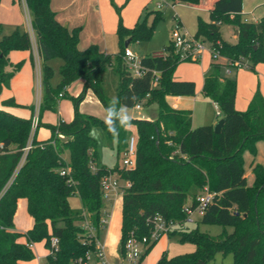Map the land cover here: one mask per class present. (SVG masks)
Returning a JSON list of instances; mask_svg holds the SVG:
<instances>
[{"label": "trees", "instance_id": "16d2710c", "mask_svg": "<svg viewBox=\"0 0 264 264\" xmlns=\"http://www.w3.org/2000/svg\"><path fill=\"white\" fill-rule=\"evenodd\" d=\"M168 1L172 5L196 7L202 0ZM24 2L42 62L43 94L39 113L54 111L59 94L63 96L75 81L82 80L83 86L77 97H71L73 119L45 125L50 131L46 140H37L35 133L30 140L31 118H19L0 109V264L32 260L34 255L29 245L44 242L48 249L50 238H56L58 243L57 250L48 254L47 264H72L87 253H94V238L103 232L100 222L104 200L100 181L107 174L117 176L123 185L129 183L122 194L117 247L120 259L130 234L138 237L149 234L150 216L181 222L185 217L182 207L189 202L195 204L205 189L214 196L203 216L192 228L174 229L167 234L178 236L181 243L193 244L194 251L171 258L163 253L156 264H214L218 255L230 256L231 264H264V168L261 165L252 168L251 186L243 170V153L255 155L256 143L264 142V98L256 90L246 110L237 111L236 81L223 73L225 68H238L236 63L244 64L252 72L257 65H264V17L257 22L245 21L242 0H214L209 21L198 22L194 38L207 41L211 54L225 59L224 64L211 61L202 76V93L217 106L223 120L216 134L212 125L193 128L191 111L174 109L166 101L167 97L195 95L193 81L174 80L173 74L180 63L198 61H180L170 41L162 53L139 57L140 65L146 70L142 77L132 76L125 64V41L150 40L155 25L163 19L161 10H146L131 28H126L119 17L115 31L119 50L111 55L96 45L79 50L80 28L69 30L61 25L50 8V0ZM223 24L235 26V43L222 39ZM31 47L26 32L2 35L0 23V93L9 88L11 79L23 65V62L11 63L9 54L31 51ZM55 58L61 59L62 64L60 82L53 88L52 70L46 63ZM108 68L118 77L116 118L120 117L121 107H156V114L150 120H132L135 156L130 169L99 166L96 141L89 133L92 126L102 127L107 140L115 141L117 155L122 156L131 136L129 131L117 125L118 131L112 133L103 120L78 111L88 90L105 109L108 107L110 101L102 80ZM155 72L157 84L152 86ZM0 105L19 107L13 98ZM28 145L29 150L24 152ZM90 163L95 171L91 170ZM73 195L80 201L77 210L69 205ZM19 199L26 200L27 213L33 220L25 233L15 231L13 226ZM85 222L93 227L94 237H89L84 230ZM200 224L218 225L223 230L211 236L198 230ZM21 238L25 243L19 242ZM156 242L147 248L140 262Z\"/></svg>", "mask_w": 264, "mask_h": 264}, {"label": "crops", "instance_id": "0c3cea01", "mask_svg": "<svg viewBox=\"0 0 264 264\" xmlns=\"http://www.w3.org/2000/svg\"><path fill=\"white\" fill-rule=\"evenodd\" d=\"M152 1L153 0H50V8L55 13L56 20L64 27H66L69 30L73 28H80L78 45H77L79 50H84L90 45H96L101 51L104 52V49L105 50H110V48L112 49L113 47L112 44L117 39L115 31L119 17L121 18L122 24L126 28H131L135 25L139 17L143 16L146 10L147 11L151 10L150 6L152 4ZM213 2L214 0H202L201 3L194 8L210 11ZM157 4H161V3H157ZM24 7H25V11L28 14L27 7L26 6ZM116 9H119V13H117ZM156 10L159 9L156 8ZM241 13L243 20L248 22H257L260 18L264 17V0H242ZM1 20L2 19H0V23L2 24ZM10 24L16 25V23L14 22H11ZM231 36L233 41L229 42L226 41L225 39L223 40L231 44L235 43L237 40L236 28L233 29ZM31 46H32L31 51H12L9 54V59L11 63L16 64L18 62H23V65L21 69L11 79L9 88L3 89L1 91L0 95L2 96L0 98V104L4 100L13 98L15 103L19 105V107H1L0 105V109L19 118L32 119L36 108L33 107L31 104L33 97V88L36 86V88L38 89V98H39L38 122L41 124V127L37 128L35 135L37 140H46L50 137V131L45 127V125H56L58 124L59 121L70 122L73 119L74 110L72 103L61 100L67 96L77 97L82 90L83 81L77 80L66 88L65 93H63V96L58 98L56 104L57 111L55 114L47 111H44L40 114L39 106L43 94V90L41 86L42 62L38 55L35 36L34 38H31ZM154 54H159V53H154ZM215 62L224 64L225 59L219 58L215 60ZM208 66L203 71V73L207 70ZM237 69L238 68H236V70ZM229 72H230L229 69L225 68L223 73L225 75V73L229 74ZM254 73L257 75L259 80V85L257 89H255V86L252 85L250 88H248L247 92L242 96V95H238L237 84H236L235 109L237 111L243 112L246 110L248 103L250 102L256 90H258L264 98V65L262 64L257 65L255 67ZM103 75L105 76V72L103 73ZM103 75H102V80L104 87L105 79ZM202 80L203 77L201 78V92H202ZM185 81H192V80H185ZM168 99L173 100V104H169ZM185 99L187 98L167 97L166 101L168 105L174 109L190 111L186 109V107H180L182 101H185ZM87 101H90L95 106H97L98 110L97 111H93V109L85 110L83 106H85V103ZM23 106L24 107L30 106V107L28 109L26 108L24 109L22 108ZM32 107L33 109H31ZM101 107L104 109V113H105L106 109L98 101V99L93 94V92L91 90H88L85 93L84 99L81 101V103L78 106V111L81 114L92 115L100 120H103L104 113ZM134 108L137 109L136 107ZM191 119H192V113H191ZM138 120L148 121L150 119L140 116ZM126 129L129 131L131 136L134 135L135 137L134 126ZM38 131H40V135L37 136ZM255 165H261L264 168L263 141H259L256 143L255 155H251L248 151H245L243 153V170L247 183H249L248 175L250 173L252 174V168ZM113 176L117 178V176L115 175ZM119 184L120 187L123 185L121 184V182H119ZM101 219L107 221V226L104 229V231L100 234L99 241L104 246L106 259L111 263H117L120 261L117 247L120 239V229H121V220H122V195L116 196L114 194H111L109 201L104 200L103 208L101 210ZM32 225H33V220L28 215L26 210V200L19 199L17 202V210L13 217L14 229L19 233H25L32 227ZM19 242L25 243V239L21 238L19 239ZM31 251L34 255L33 259L27 262H21V264H47L46 259L49 253H48V249L44 245V242L32 244ZM168 251L169 248L167 245V239L165 238L162 239L161 237L149 250V252L143 258L140 264H156L157 260L161 257L163 253H165L167 256Z\"/></svg>", "mask_w": 264, "mask_h": 264}, {"label": "rangeland", "instance_id": "374dc122", "mask_svg": "<svg viewBox=\"0 0 264 264\" xmlns=\"http://www.w3.org/2000/svg\"><path fill=\"white\" fill-rule=\"evenodd\" d=\"M161 3L162 8L161 12L163 14V19L160 20L154 27V32L150 40L142 41V42H131L127 46V50H129L135 57H143L146 55H151L154 53H162L164 48L169 44L171 37V30L174 28L176 22L179 25V31L185 33L189 38H193L196 35L198 22H208L210 17V12L207 10H202L190 6H186L183 4H175L171 5L170 1H165L166 6H164L161 0H153L150 6L151 10H156V4ZM23 0H0V19H2V35H9L14 31H19L20 33L26 32L31 39L34 38V34L31 33L29 25H28V17L30 19V14L25 11V5ZM13 15V16H12ZM12 16V17H11ZM152 17L148 18V23L151 22ZM11 22L16 23V25L10 24ZM235 26L229 24H223L220 27V34L222 39L226 41H233L231 33ZM33 34V36H32ZM113 47L110 50H105L107 54H117L119 45L118 40L112 44ZM205 51L203 52L201 58L198 62H183L180 63L175 70L173 77L176 80H192L196 85L195 95L193 97H185V101H182L180 107H186V109L190 110L192 113V127H197L200 125H212L215 126L220 121V116L216 114V107L212 103L211 99L205 96L201 92V78L202 73L208 66V64L214 59L210 55L209 51V43L207 41L204 42ZM62 61L59 58L52 59L46 63L52 70V77L50 79L51 87H56V84L60 82L59 76V67L61 66ZM241 69V70H240ZM238 68L229 69V74L225 75L236 81L237 84V93L238 95H244L248 88L252 85L257 89L259 85V80L257 75L247 70L246 68ZM104 76V75H103ZM105 95L109 99V101L116 97V89L118 85V77L114 73L112 68H108L105 71ZM37 90V91H36ZM2 95H0L1 98ZM38 89L36 86L33 88V97H32V106L35 107V111H38ZM61 101L72 103L71 97L67 96L63 98ZM169 104H173V100L168 99ZM30 105V106H31ZM30 106H23L22 108L28 109ZM85 110L93 109V111H97L98 108L92 102L87 101L85 106H83ZM102 108V107H101ZM112 108L115 110L114 104ZM130 114L133 116V119H138L140 116L144 118L151 119L156 114V107L154 105L140 109L128 108ZM47 112L56 113V109L54 111L46 110ZM104 113V109L102 108ZM104 113V122H105ZM123 113H119V116H122ZM95 128L94 136L91 137L96 141L97 145V163L101 167H105L106 169H114L115 167L122 168V156L117 155L116 153V143L115 141L107 140L103 128L100 126H92L90 128L89 133H91L92 129ZM40 135V131H38L37 136ZM134 136V135H133ZM253 176L250 173L248 175V186L252 185ZM69 205L72 209L80 208V201L76 195H73L69 198ZM187 229L192 228V225H185ZM198 230L200 232L209 234L211 236L219 235L223 228L218 225H202L198 226ZM227 231H231L230 228H227ZM100 238V237H99ZM167 239V245L169 251L167 252V257L171 258L176 255L190 253L194 251V245L188 242L181 243L179 242L178 236H162V239ZM100 240V239H99ZM90 264H98L95 258H92L89 262ZM214 264H231V257H223L218 255L215 259Z\"/></svg>", "mask_w": 264, "mask_h": 264}, {"label": "built area", "instance_id": "2783aa9c", "mask_svg": "<svg viewBox=\"0 0 264 264\" xmlns=\"http://www.w3.org/2000/svg\"><path fill=\"white\" fill-rule=\"evenodd\" d=\"M165 1L162 0L164 6H166ZM24 2V0H23ZM25 5V2H24ZM26 6V5H25ZM162 4H157L156 8L161 9ZM28 25L31 31L30 19L28 17ZM32 33V31H31ZM33 36V34H32ZM33 38V37H32ZM31 40V39H30ZM171 44L173 46V50L175 54L178 56L180 61H199L203 52L205 51L204 42L196 39L189 38L185 33L179 31L178 22L175 23L174 28L171 30L170 37ZM210 55L214 60L219 59L220 57L215 53L211 54V50L209 47ZM123 59L125 64L131 73L132 76L142 77L146 70L140 65V58L135 57L129 50H125ZM238 68L245 67L244 64L236 63ZM228 73V72H227ZM158 74L154 73V79L152 80V86L157 84ZM59 97H62V94H59ZM139 106V105H138ZM216 107V114L220 116V112ZM38 108V107H37ZM137 108V107H136ZM141 108L140 106L137 108ZM38 111L34 112L33 117L31 119V134L30 140L34 133L38 128ZM30 145L24 148V152L28 151ZM134 156H135V137L130 136L127 141V148L122 157V167L130 169L134 164ZM90 168L92 171H95V167L92 163H90ZM65 172L62 171L61 175H64ZM102 198L105 201H109L111 194L116 196H120L123 194L124 188L129 186V183H124L123 187H120L118 180L112 175L107 174L102 177L100 181ZM214 194L209 193L207 190H203V192L196 198V203L191 204L190 202L185 204L182 207V213L185 215L184 220L181 222H167L159 215L150 216L147 219V225L150 226V232L147 236L138 237L134 234H130L124 244V255L117 263H111L106 259L104 246L100 243L99 237L94 238L95 240V252L87 253L84 258H79L72 264H90L92 258H95L98 264H140V260L142 255L145 253L147 248L154 242L158 241L162 236L166 235L174 229H182L186 230L185 225L195 224L196 220L201 218L204 214V211L208 204L211 202ZM102 229L107 226V221L101 219ZM83 228L87 233H89V237H94V229L88 223L85 222L83 224ZM57 239L50 238L48 253L53 254L57 250ZM32 245H29L31 248Z\"/></svg>", "mask_w": 264, "mask_h": 264}, {"label": "clouds", "instance_id": "9594fccd", "mask_svg": "<svg viewBox=\"0 0 264 264\" xmlns=\"http://www.w3.org/2000/svg\"><path fill=\"white\" fill-rule=\"evenodd\" d=\"M116 103H118V98L113 97L110 100V103L105 110L106 113L105 125L108 128V130L112 133L113 132L116 133L118 131L117 125L124 128L132 127V120H133V116L130 114L127 107H121L119 111L123 113V115L120 116L119 118H116L115 111L112 108V105ZM136 107L138 108L139 106L137 105ZM94 132H95V128L92 129L90 134L95 137Z\"/></svg>", "mask_w": 264, "mask_h": 264}, {"label": "water", "instance_id": "95a60500", "mask_svg": "<svg viewBox=\"0 0 264 264\" xmlns=\"http://www.w3.org/2000/svg\"><path fill=\"white\" fill-rule=\"evenodd\" d=\"M129 43H130V40L128 39L125 41L124 46L127 47ZM222 125H223V120H220L215 126H213V130L216 134L220 132Z\"/></svg>", "mask_w": 264, "mask_h": 264}]
</instances>
